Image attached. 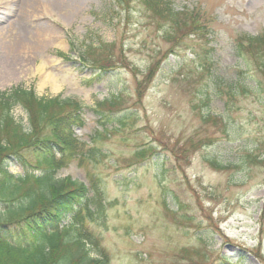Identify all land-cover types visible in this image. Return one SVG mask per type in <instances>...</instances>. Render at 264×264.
Instances as JSON below:
<instances>
[{
	"label": "rangeland",
	"instance_id": "374dc122",
	"mask_svg": "<svg viewBox=\"0 0 264 264\" xmlns=\"http://www.w3.org/2000/svg\"><path fill=\"white\" fill-rule=\"evenodd\" d=\"M68 1L21 19L20 26L16 14L4 19L8 10L1 8L0 43L16 41L23 29L29 37L16 50V71L0 77V93L22 87L40 98L83 104L86 125L74 131L85 145L81 150L98 146L106 158L96 171L81 166L79 157L66 160L56 179L71 177L92 188L95 174L111 206L104 218L86 219L75 232L98 240L89 247L109 264H264V96L254 93L256 78L236 49L241 34L264 32V0H172L175 12L199 13L210 31L208 39L191 38L178 48L164 37V23H155L139 2L127 16L113 0H82L77 7ZM103 45L113 50L103 51ZM89 48L100 49L87 55L91 60L113 53L118 68L103 73L87 65ZM158 62L141 97L139 84ZM48 72L54 82L46 83ZM241 77L251 87L229 99L228 87ZM114 98L121 105L112 107ZM208 115L225 119L227 129L219 120L205 123ZM13 117L29 128L21 106ZM121 119L126 126L117 129ZM146 147L157 148L156 156L132 163ZM186 148L185 155L179 151ZM247 154L263 164L247 163ZM210 161L228 169H213ZM4 166L15 177L32 173L17 158ZM64 226L73 224L67 219ZM13 232L0 225L1 237L12 241Z\"/></svg>",
	"mask_w": 264,
	"mask_h": 264
},
{
	"label": "trees",
	"instance_id": "16d2710c",
	"mask_svg": "<svg viewBox=\"0 0 264 264\" xmlns=\"http://www.w3.org/2000/svg\"><path fill=\"white\" fill-rule=\"evenodd\" d=\"M113 2L120 5L127 16L132 13L135 3L139 2L150 12L155 23H164L161 29L164 37L175 48L191 38L208 39L210 34L209 27L199 19V13L175 12L172 0ZM237 42L238 56L245 61L250 70L248 73L252 71L256 78L254 93L264 96V32L257 36L241 34ZM111 46L113 45H103L100 48L104 47L103 51L111 52ZM98 51L89 48L84 52L87 65L92 63L95 69L103 73L118 68L114 66L113 53H109L107 60L101 61L91 60L87 56ZM159 67L158 62L140 82L141 97ZM208 68L204 70L208 71ZM238 80L235 85L228 87L229 99H234L239 94L245 95L251 87L242 77ZM221 84L214 79L213 86L219 93L223 92ZM120 101L114 98L109 103L112 107H117L121 105ZM18 106L28 113V129L13 117V110ZM84 110L79 101L62 99L61 96L40 98L34 91L22 87L0 93V203L6 206L5 211H0V225L14 228L12 241L11 237L0 236V264H109L107 257L98 256L89 247L91 244L98 245V240L90 241L83 233L75 232V228L86 219L96 222L104 218L107 206H111L106 202L100 184L102 179L95 174L90 175L92 188L71 177L56 179V173L66 165V160L70 162L79 157L81 166L88 164L87 167L93 166L96 171L106 158L98 146L85 152L81 150L85 145L74 131L86 125ZM110 110L114 113L121 112ZM202 117L207 124L219 120L224 129L228 127L223 118L211 115ZM121 120L116 123L117 129L126 126V119ZM179 151L184 155L190 152L187 148ZM157 153L158 149L155 147L142 148L134 154L131 162H146ZM8 158L20 159L32 173L13 176L4 166ZM245 160L254 165L263 164L253 154H247ZM210 165L219 171L228 169L215 161H210ZM34 171H41L42 175L37 176ZM92 192L94 195L91 197ZM67 219L73 227L64 226L60 229ZM223 261L230 263L227 259Z\"/></svg>",
	"mask_w": 264,
	"mask_h": 264
},
{
	"label": "bare ground",
	"instance_id": "6f19581e",
	"mask_svg": "<svg viewBox=\"0 0 264 264\" xmlns=\"http://www.w3.org/2000/svg\"><path fill=\"white\" fill-rule=\"evenodd\" d=\"M45 3H40V0H0V14H3L1 12V8H7L8 12L3 15L4 19H7V16L10 17V15L16 14L14 15V17H16L17 20H19V22L17 23L18 26L22 25L23 23H25L27 17L30 18L31 15H38L39 12L40 14H43L42 12H44V14L47 12V14H49V11L51 9V7L53 8L54 6L57 8V6H66L67 3L69 2L68 0H52L53 2H55V5H50L48 6L47 2L49 3V1L51 0H44ZM73 4H75V6L77 7V5H79L81 3L82 0H71ZM56 2L58 4H56ZM19 14V15H18ZM40 14L38 16H40ZM43 14V15H44ZM3 16H0V22L4 21L3 20ZM15 19V20H16ZM25 21H22V20ZM17 26V27H18ZM14 29L16 30V26L14 27ZM23 29V28H22ZM20 30V29H17ZM5 33L0 32V36L3 35ZM29 36L26 35L24 29L21 30V32H19V38L14 41V42H10L9 44L7 43H3L1 42L0 45L3 46L1 52H0V77L1 76H7V75H12L18 65L21 62V58H18L15 53L18 47H24L26 45V39ZM2 41L5 40V38L1 39ZM22 53V52H21ZM21 53L19 55H21ZM41 70L43 72H46L47 68L46 65H42ZM47 73V72H46ZM44 77H46L45 81L46 83H51L54 82L53 80V74L52 72H48V74H43Z\"/></svg>",
	"mask_w": 264,
	"mask_h": 264
}]
</instances>
